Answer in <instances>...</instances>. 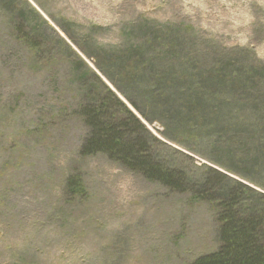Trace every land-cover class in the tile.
Listing matches in <instances>:
<instances>
[{"label":"rangeland","instance_id":"1","mask_svg":"<svg viewBox=\"0 0 264 264\" xmlns=\"http://www.w3.org/2000/svg\"><path fill=\"white\" fill-rule=\"evenodd\" d=\"M139 42L146 61L124 79L110 55ZM97 76L167 167L264 195V0H0V264H193L216 251L208 203L81 155L75 111L103 90ZM76 174L86 198L66 196Z\"/></svg>","mask_w":264,"mask_h":264},{"label":"trees","instance_id":"2","mask_svg":"<svg viewBox=\"0 0 264 264\" xmlns=\"http://www.w3.org/2000/svg\"><path fill=\"white\" fill-rule=\"evenodd\" d=\"M24 39L27 42L29 36ZM144 52V43L139 42L127 49L118 46L115 54L110 56L114 58L113 63L123 78L130 80V75H133L131 69H135L133 63H137L135 60L140 53L141 59L146 61ZM102 73L131 106L148 118L120 81L104 71ZM136 73L144 75L139 70ZM227 76L236 81L240 74L230 72ZM97 79L103 90L90 89L84 103L75 111L89 130L80 148L81 155L86 157L103 153L129 171L140 173L150 182H158L175 192L190 191L193 201L208 203L219 224L220 246L211 254L201 255L193 264H264V195L212 168V174L205 181L193 182L183 171L167 167L157 159L153 149L154 140L151 141L153 136L141 120L98 76ZM169 95L164 92L157 100L163 102ZM195 97L196 100L202 98L201 95ZM142 131L147 132L146 139L140 135ZM66 186V196L69 198L87 197L80 174L70 176Z\"/></svg>","mask_w":264,"mask_h":264}]
</instances>
